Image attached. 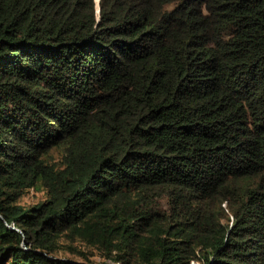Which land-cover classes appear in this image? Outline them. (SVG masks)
<instances>
[{
  "label": "trees",
  "instance_id": "1",
  "mask_svg": "<svg viewBox=\"0 0 264 264\" xmlns=\"http://www.w3.org/2000/svg\"><path fill=\"white\" fill-rule=\"evenodd\" d=\"M77 241L264 264V0H0V264Z\"/></svg>",
  "mask_w": 264,
  "mask_h": 264
},
{
  "label": "rangeland",
  "instance_id": "2",
  "mask_svg": "<svg viewBox=\"0 0 264 264\" xmlns=\"http://www.w3.org/2000/svg\"><path fill=\"white\" fill-rule=\"evenodd\" d=\"M43 197H44V193L40 187H37L35 189L28 187V188H25L22 191V193L18 196L17 202L23 205H30L32 203L37 202L38 200H41ZM58 240L61 241V239H58ZM61 242H62L61 247L56 246V250L54 252L55 255L60 256V257L80 259L79 255L68 252V250H64V246L66 245V243L64 241H61ZM77 243H80V244H77ZM77 243L73 242V245L75 246L78 245L79 247H76L77 249L82 248L88 254V258H91L92 260H95L99 263L101 262V260H105L106 262H109L110 264H115V262H111L108 259L101 257V255H99V253L97 252L95 248L85 246L83 243L79 241H77Z\"/></svg>",
  "mask_w": 264,
  "mask_h": 264
},
{
  "label": "water",
  "instance_id": "3",
  "mask_svg": "<svg viewBox=\"0 0 264 264\" xmlns=\"http://www.w3.org/2000/svg\"><path fill=\"white\" fill-rule=\"evenodd\" d=\"M96 1V3H97V0H95ZM12 227V226H11ZM12 228H14V227H12Z\"/></svg>",
  "mask_w": 264,
  "mask_h": 264
},
{
  "label": "clouds",
  "instance_id": "4",
  "mask_svg": "<svg viewBox=\"0 0 264 264\" xmlns=\"http://www.w3.org/2000/svg\"><path fill=\"white\" fill-rule=\"evenodd\" d=\"M95 4H96V1H95Z\"/></svg>",
  "mask_w": 264,
  "mask_h": 264
}]
</instances>
